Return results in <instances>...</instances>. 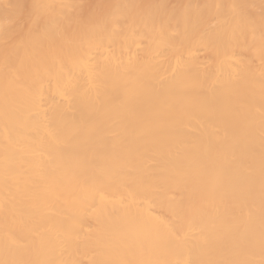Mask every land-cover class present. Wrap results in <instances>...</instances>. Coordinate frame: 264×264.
I'll return each mask as SVG.
<instances>
[{
	"label": "bare ground",
	"instance_id": "1",
	"mask_svg": "<svg viewBox=\"0 0 264 264\" xmlns=\"http://www.w3.org/2000/svg\"><path fill=\"white\" fill-rule=\"evenodd\" d=\"M0 264H264V0H0Z\"/></svg>",
	"mask_w": 264,
	"mask_h": 264
},
{
	"label": "snow or ice",
	"instance_id": "2",
	"mask_svg": "<svg viewBox=\"0 0 264 264\" xmlns=\"http://www.w3.org/2000/svg\"><path fill=\"white\" fill-rule=\"evenodd\" d=\"M32 7L35 8V9H40V8L45 7V5H43V4H41V3H35V4L32 5ZM80 7H81V8H86V4H85V3H82V4L80 5Z\"/></svg>",
	"mask_w": 264,
	"mask_h": 264
}]
</instances>
